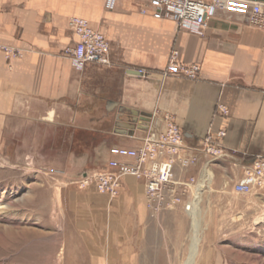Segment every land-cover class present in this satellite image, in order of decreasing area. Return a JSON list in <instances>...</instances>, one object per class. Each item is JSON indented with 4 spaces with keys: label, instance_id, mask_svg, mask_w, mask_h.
<instances>
[{
    "label": "crops",
    "instance_id": "1",
    "mask_svg": "<svg viewBox=\"0 0 264 264\" xmlns=\"http://www.w3.org/2000/svg\"><path fill=\"white\" fill-rule=\"evenodd\" d=\"M105 3L0 0V44L24 53L10 67L0 52V146L9 145L13 136L26 140L23 145L40 146L51 138L79 144L82 153L70 152L65 160L66 170L79 169L80 176L105 168L112 147L137 148L147 133L164 131L166 116H172L188 154L199 158L190 169L176 165L174 180L187 186L195 179L188 187L202 191L200 209L208 210L212 224H217L215 210H242L223 195H236L234 185L264 156V29L219 11L198 36L178 29L172 20L142 15L141 0H119L114 11ZM74 17L89 20L107 38L110 66L87 64L78 70L64 56L78 42L71 28ZM174 51L183 65L201 67L196 80L165 75ZM144 115L149 121L142 120ZM42 127L53 135L41 137ZM222 130L227 155L208 165L202 142L208 133ZM192 194L179 197L172 210L155 214L147 207L144 181L125 178L119 197L126 199L128 256L146 259L149 250H184L178 226L192 219L185 210ZM252 196L264 210V191Z\"/></svg>",
    "mask_w": 264,
    "mask_h": 264
},
{
    "label": "rangeland",
    "instance_id": "2",
    "mask_svg": "<svg viewBox=\"0 0 264 264\" xmlns=\"http://www.w3.org/2000/svg\"><path fill=\"white\" fill-rule=\"evenodd\" d=\"M53 132L42 127L39 134ZM23 141L13 136L0 146V264H189L194 240L199 242L192 264H264V210L254 196L223 195L243 209L215 210L212 224L208 210L200 209L202 195L199 216L178 226L184 250H149V258L135 259L128 256L124 196L110 199L94 187L72 184L81 171L68 172L65 157L79 155L83 147L62 139H44L40 146ZM96 224L98 230L92 228ZM158 238L155 233L156 245Z\"/></svg>",
    "mask_w": 264,
    "mask_h": 264
},
{
    "label": "built area",
    "instance_id": "3",
    "mask_svg": "<svg viewBox=\"0 0 264 264\" xmlns=\"http://www.w3.org/2000/svg\"><path fill=\"white\" fill-rule=\"evenodd\" d=\"M119 0H106L105 7L114 11ZM140 12L150 15L156 20L169 19L176 23L178 29L187 30L198 36H203L209 23L219 11L244 17L252 26L264 29V0H141ZM71 28L78 37V42L64 50V56L69 58L78 70H83L87 64L110 66V43L97 31L89 20L74 17ZM0 52L4 54L10 67L12 63L24 57L22 50L0 44ZM201 67L197 64L183 65L179 61V53L174 51L169 61L165 75H183L196 80ZM140 75H145L143 70ZM226 114V109H222ZM226 131L208 133L202 142V152L207 160L223 158L227 155L224 147ZM133 137V135H129ZM185 138L182 130L172 116H166L165 129L159 133H147L137 148L115 146L110 149L112 158L105 168L82 173L72 184L79 190L94 187L100 194L116 199L121 195L124 180L133 177L145 183L148 209L160 214L173 209L179 197L191 195L192 200L185 205L187 213L191 214L199 190L188 187L195 179L186 185L174 180L173 168L178 165L184 169L195 167L199 162L197 156L188 154L184 146ZM160 157L165 162L160 163ZM181 188L180 190L177 188ZM236 195H253L264 191V156L257 157L246 169L243 178L234 185Z\"/></svg>",
    "mask_w": 264,
    "mask_h": 264
},
{
    "label": "bare ground",
    "instance_id": "4",
    "mask_svg": "<svg viewBox=\"0 0 264 264\" xmlns=\"http://www.w3.org/2000/svg\"><path fill=\"white\" fill-rule=\"evenodd\" d=\"M203 180H205V179H203ZM202 191L201 192H199V194H198V198H197V201L195 202V204H194V209H193V212L191 213V216H193V218L194 219H196L198 216H199V203H200V201H201V198H202ZM194 221H196V220H194ZM196 224H197V221L195 222ZM84 225V224H83ZM85 226V225H84ZM92 228H94L95 230H98L99 229V224H96L95 226H93ZM91 228V229H92ZM114 231V230H113ZM86 239V238H85ZM195 241V244H194V247H193V254H192V261L189 263V264H192L193 263V259H194V257H195V255H196V253H197V246H198V240H194ZM89 245V244H88ZM115 246V245H114ZM91 251H93V250H91ZM117 255H118V253H117ZM114 257H116V256H114Z\"/></svg>",
    "mask_w": 264,
    "mask_h": 264
},
{
    "label": "water",
    "instance_id": "5",
    "mask_svg": "<svg viewBox=\"0 0 264 264\" xmlns=\"http://www.w3.org/2000/svg\"><path fill=\"white\" fill-rule=\"evenodd\" d=\"M142 120L143 121H149V117L144 115V116H142Z\"/></svg>",
    "mask_w": 264,
    "mask_h": 264
}]
</instances>
